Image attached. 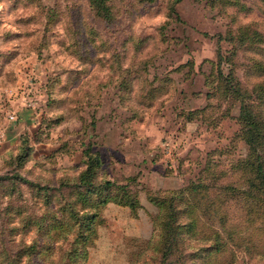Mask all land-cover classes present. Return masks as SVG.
I'll return each mask as SVG.
<instances>
[{"label":"rangeland","instance_id":"obj_1","mask_svg":"<svg viewBox=\"0 0 264 264\" xmlns=\"http://www.w3.org/2000/svg\"><path fill=\"white\" fill-rule=\"evenodd\" d=\"M109 3L0 0V264H264V0Z\"/></svg>","mask_w":264,"mask_h":264},{"label":"trees","instance_id":"obj_2","mask_svg":"<svg viewBox=\"0 0 264 264\" xmlns=\"http://www.w3.org/2000/svg\"><path fill=\"white\" fill-rule=\"evenodd\" d=\"M177 1H180V0H177ZM89 2H90L92 9L95 10L96 14L102 17L104 20H106L107 22H111L114 19L112 5L109 3V0H89ZM230 83L233 86L232 79L230 80ZM236 90L239 91L238 89ZM245 114H249L247 107H244V114L242 113V115L244 116V118H246V120H248V122H250L249 141L250 143L255 144L257 146V141H260V134L257 132L256 122H251L245 116ZM257 155H258V159L261 158L260 154H257ZM91 168L92 167H89L87 169L85 175L81 179L82 182H86V183L88 182L89 175L91 173ZM257 171L259 174H264V167L260 160L257 164ZM84 222L87 227H91L89 218H86Z\"/></svg>","mask_w":264,"mask_h":264},{"label":"built area","instance_id":"obj_3","mask_svg":"<svg viewBox=\"0 0 264 264\" xmlns=\"http://www.w3.org/2000/svg\"><path fill=\"white\" fill-rule=\"evenodd\" d=\"M9 118H10L11 120H14V119H15V115H14V114H10V115H9Z\"/></svg>","mask_w":264,"mask_h":264}]
</instances>
